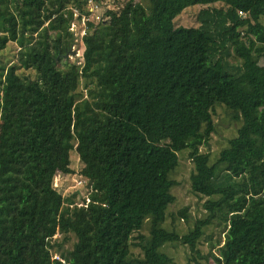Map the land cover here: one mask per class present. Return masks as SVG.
<instances>
[{"label":"trees","instance_id":"trees-1","mask_svg":"<svg viewBox=\"0 0 264 264\" xmlns=\"http://www.w3.org/2000/svg\"><path fill=\"white\" fill-rule=\"evenodd\" d=\"M197 5L199 26L176 27ZM86 7L0 0V51L20 49L18 63L0 62V264H171L177 244L200 263L216 219L227 229L215 264H264V0H127L82 35L71 28ZM80 39L83 62L69 64ZM218 106L240 125L212 162L201 146ZM185 150L208 215L181 236L165 222ZM72 151L88 188L81 206V193L54 187L75 173ZM180 215L189 221V209ZM147 223L138 260L132 239Z\"/></svg>","mask_w":264,"mask_h":264},{"label":"rangeland","instance_id":"rangeland-1","mask_svg":"<svg viewBox=\"0 0 264 264\" xmlns=\"http://www.w3.org/2000/svg\"><path fill=\"white\" fill-rule=\"evenodd\" d=\"M109 1V0H103ZM114 1V2H113ZM127 0H112L111 2L115 5L121 2V5ZM140 1V0H138ZM147 3V2H146ZM216 7L221 6V4H216ZM206 8V6L197 5L194 7H189L185 9L179 16L175 18V26H185V27H197L199 26L198 14L201 9ZM74 10V9H73ZM104 11L102 6L100 10L98 9V15ZM96 19V17H95ZM97 20V19H96ZM79 25L73 26L72 30L75 32H81L84 34L83 29H78ZM82 37V36H78ZM261 48V47H260ZM20 49L17 43L11 42L8 44L5 50L0 51V62H6L8 64L18 63L17 57ZM74 51L76 53L69 54V64L77 63L81 64L83 62V52L84 47L80 39L74 46ZM257 51H260L258 48ZM68 63H59L60 71L64 73L69 69ZM19 72L22 76L29 75L30 77H36L35 72L25 71L21 67ZM80 91L87 95L86 83L82 81L80 85ZM87 97V96H86ZM213 119L215 123V131L211 134V138L207 144L201 146L202 153H208L211 156L212 162H215L216 156L221 152V150L226 147L229 140L236 136L238 127L240 125L239 121L233 119L229 111L218 106L213 112ZM72 162L71 167L75 170L73 174H61L58 173L54 179V187L64 196L73 195L76 193H81L77 196V200L82 205L83 200L88 195V188L86 183L81 182V176L79 171L83 168V163L79 159V155L76 151H72ZM180 163L175 170L172 178L177 181V185L173 187L172 192L176 195L177 201L175 204L171 205L169 208V214L165 226L170 231H176L179 235H185L193 228L196 219L206 218L208 211L205 208V202L208 200L207 197L196 194L191 188V174L194 171V161L190 157L189 150H185L179 153ZM189 209L190 219L189 221L181 218L180 211L182 209ZM217 219L214 221L213 225L206 229L205 236L199 242L200 256H198V262L192 261V257L195 254L191 253L188 246L183 244L171 245L167 247L168 254L173 258V263L171 264H215V258L219 255V249L224 244L226 226L224 224H216ZM149 236V224L147 223L141 231L134 233L132 239V255L138 260L144 258V250L142 244L145 243L147 237ZM56 237H60L57 235ZM75 238L73 237V242ZM136 244V245H135ZM67 246H71L70 243ZM165 252V250L163 249ZM54 254V258L58 255Z\"/></svg>","mask_w":264,"mask_h":264},{"label":"built area","instance_id":"built-area-1","mask_svg":"<svg viewBox=\"0 0 264 264\" xmlns=\"http://www.w3.org/2000/svg\"><path fill=\"white\" fill-rule=\"evenodd\" d=\"M112 0L109 1H103V0H87V7L84 13H80L78 10H75V15L77 16H82L81 18V25H82V29L84 30V34L86 33L87 30V24L90 21H99L103 19V15H104V11H102L100 13V15H98V9L100 10V8L103 6L104 10L105 9H109V8H113L114 7V3L111 2ZM116 9H120L121 6H123V4L121 5V2L116 4ZM96 17V19H95ZM77 24H73V26H76ZM71 28V29H72ZM74 31V30H73ZM81 182L84 184L85 181L84 179L81 178ZM87 202H89V199L87 198Z\"/></svg>","mask_w":264,"mask_h":264},{"label":"water","instance_id":"water-1","mask_svg":"<svg viewBox=\"0 0 264 264\" xmlns=\"http://www.w3.org/2000/svg\"><path fill=\"white\" fill-rule=\"evenodd\" d=\"M69 53H76L75 51H74V46L72 47V49L70 50V52ZM67 57L69 56V54H67L66 55Z\"/></svg>","mask_w":264,"mask_h":264},{"label":"bare ground","instance_id":"bare-ground-1","mask_svg":"<svg viewBox=\"0 0 264 264\" xmlns=\"http://www.w3.org/2000/svg\"><path fill=\"white\" fill-rule=\"evenodd\" d=\"M234 59V58H233ZM235 60V59H234ZM238 71H240V70H238Z\"/></svg>","mask_w":264,"mask_h":264}]
</instances>
